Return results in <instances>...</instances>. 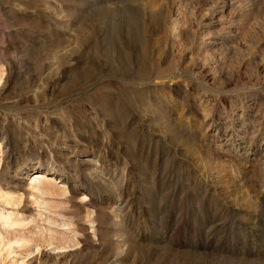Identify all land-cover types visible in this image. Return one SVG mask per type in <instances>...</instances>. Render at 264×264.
I'll list each match as a JSON object with an SVG mask.
<instances>
[{
    "label": "rangeland",
    "instance_id": "1",
    "mask_svg": "<svg viewBox=\"0 0 264 264\" xmlns=\"http://www.w3.org/2000/svg\"><path fill=\"white\" fill-rule=\"evenodd\" d=\"M0 264H264V0H0Z\"/></svg>",
    "mask_w": 264,
    "mask_h": 264
}]
</instances>
